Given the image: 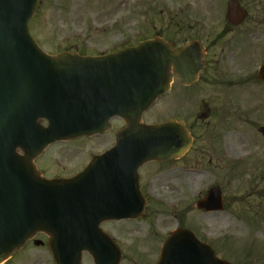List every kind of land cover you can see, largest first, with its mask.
<instances>
[{
  "label": "water",
  "instance_id": "water-1",
  "mask_svg": "<svg viewBox=\"0 0 264 264\" xmlns=\"http://www.w3.org/2000/svg\"><path fill=\"white\" fill-rule=\"evenodd\" d=\"M37 1L0 0V263L43 232L55 264H81L83 251L94 264H118L120 252L99 224L140 216L138 168L180 157L191 144L182 121L145 124L141 116L169 89L171 73L183 84L194 82L202 56L197 42L172 50L158 37L106 55H48L28 31ZM244 17L230 1L225 18L238 25ZM257 76L264 82V64ZM113 117L125 125L112 148L73 177L40 176L33 159L47 145L104 133ZM258 132L264 136V126ZM196 206L221 210L220 189L210 188ZM156 264L231 263L178 229Z\"/></svg>",
  "mask_w": 264,
  "mask_h": 264
},
{
  "label": "rangeland",
  "instance_id": "rangeland-1",
  "mask_svg": "<svg viewBox=\"0 0 264 264\" xmlns=\"http://www.w3.org/2000/svg\"><path fill=\"white\" fill-rule=\"evenodd\" d=\"M261 10L254 7L249 19ZM224 13L222 0H38L29 29L47 53L93 56L155 36L172 43L210 40L224 25ZM240 35L229 32V71L226 53L220 58L218 47L211 50L220 61L217 71L208 65L190 86L174 76L170 91L142 115L144 123L182 120L193 142L182 157L139 169L146 199L141 216L101 223L121 252L118 264H155L177 227L193 231L232 264H264V137L257 130L264 125V85L252 78L264 60V42L247 53ZM122 125L114 118L103 135L52 144L35 166L46 178L72 176L113 145ZM211 187L221 190L222 211L195 205ZM47 239L36 234L3 264H55ZM81 264H93L89 253H82Z\"/></svg>",
  "mask_w": 264,
  "mask_h": 264
},
{
  "label": "flooded vegetation",
  "instance_id": "flooded-vegetation-1",
  "mask_svg": "<svg viewBox=\"0 0 264 264\" xmlns=\"http://www.w3.org/2000/svg\"><path fill=\"white\" fill-rule=\"evenodd\" d=\"M231 0H222V5H225V10L228 2ZM245 11H246V17L244 18L243 22L239 25H234L224 19V25L222 26L221 30L214 34V36L210 40H204L201 38H191L185 41H182L181 43L178 42H169L170 46L173 49H178L183 47L185 44L189 42H197V48L201 53V63L203 64V69L199 71L197 81L194 83H197L200 79L201 73L205 72L209 67L208 65L213 64L214 70H218V66L220 61L215 60L210 55L211 50L219 48V57L221 58L226 53V57L228 58V71H229V32L236 31L238 33H241V39L243 43L244 50H247L248 52H252L253 50L261 49L260 42H264V0H235ZM254 7L259 6L263 11L261 10V13H258L257 15H254L256 18L249 19L251 16L253 5ZM225 14V13H224ZM262 14V17H261ZM212 33V32H211ZM210 36V35H209ZM238 36H234V38H237ZM238 40V39H237ZM239 41V40H238ZM260 46V47H259ZM215 52H212L211 54H214ZM211 56V57H210ZM264 63V60L256 66V70H254V75L252 78L254 81L259 82L260 84L264 83L260 81L257 77L258 69L259 67ZM249 80H251L250 77H248ZM209 80V79H207ZM181 84V81H179ZM193 83V84H194ZM226 84L229 87V74L228 79L226 80ZM182 86H190V85H183Z\"/></svg>",
  "mask_w": 264,
  "mask_h": 264
}]
</instances>
